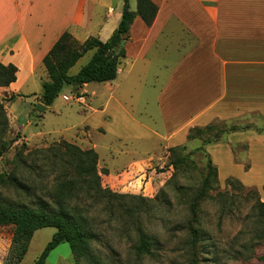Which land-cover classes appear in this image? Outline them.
Wrapping results in <instances>:
<instances>
[{
  "label": "crops",
  "instance_id": "0c3cea01",
  "mask_svg": "<svg viewBox=\"0 0 264 264\" xmlns=\"http://www.w3.org/2000/svg\"><path fill=\"white\" fill-rule=\"evenodd\" d=\"M150 1L157 6L156 16L150 26L139 17L133 19L115 80L95 84L87 99L89 83L69 85L65 100L68 103L73 94L84 97L83 104L76 102L84 107L81 123L85 125L80 130L88 137L92 127L118 141L123 149L109 151L108 156L125 161L109 169L96 142L88 138L78 145L95 151L97 169L137 183L144 179L139 169L162 158L168 149L188 144L190 128L216 120L249 124L248 130L228 133L204 150L219 181L233 178L244 187L264 189V123L247 120L255 116L264 122V0ZM112 3L0 0V63L17 69L15 82L0 87V102L2 97H14L5 107L10 124L26 141L23 126L18 125L20 115L10 106L23 97L28 81L36 83L42 59L63 32L76 41L82 31L89 33L85 39L106 41L111 36L123 0ZM128 6L134 11L136 2L130 0ZM97 15L103 17L95 22ZM41 73L42 83L46 72ZM39 93L28 95L32 103L27 116L40 104ZM44 108L43 112L53 109L52 105ZM43 112L37 116L41 118ZM28 125L26 121L24 126Z\"/></svg>",
  "mask_w": 264,
  "mask_h": 264
},
{
  "label": "rangeland",
  "instance_id": "374dc122",
  "mask_svg": "<svg viewBox=\"0 0 264 264\" xmlns=\"http://www.w3.org/2000/svg\"><path fill=\"white\" fill-rule=\"evenodd\" d=\"M111 1L112 4L118 2ZM131 9H134V2ZM95 17L97 22L103 15ZM86 35L89 36V33L79 32L78 40L83 41ZM79 41L77 42L81 43ZM92 53L89 51L84 54L70 68L68 74L75 75L87 63ZM41 68L34 79L36 83L33 80L28 81L22 90L23 97L10 106L11 111L20 115L18 125L23 126L22 133L27 141L10 124V111L5 106L6 102L12 100L2 97L0 102V138L6 144L0 158V173L14 174L30 188L33 197H41L49 202L44 193L52 189L56 174L50 173L48 162L43 163L35 150H45L61 140L82 148V145H78L79 142L88 141L89 138L92 143L99 145L98 153L109 169L114 167V163L121 164L125 160L116 158L113 161L109 158V151L119 153L123 149L112 137L93 131L92 127L88 137L84 136L80 130L85 125L81 123L85 117L84 107L75 100L65 102L70 94L69 85L60 92L52 104L53 109H47L41 118L35 112L26 115L32 103V96L28 95L41 91L38 75L45 70ZM44 79L47 80V75ZM89 84L86 99L97 83ZM76 96L78 95L73 94L72 98ZM260 119L255 116L247 118L252 123L262 125L264 122ZM26 121H29L28 126H24ZM3 127L6 130L1 133ZM200 145L199 139L189 141L182 154H187ZM168 150L162 158L152 160L144 169L138 168L139 173L144 174V179L137 183L128 182L129 179L125 176L108 174V170L104 168L97 169L101 186L116 194L110 199L114 204L111 209L105 207L104 199H95L83 192L70 200L69 204L77 208L93 233L89 255L82 258L79 264H189L192 251L187 245L189 234L186 227L192 219V200L206 173V159L201 153L193 154L192 165L174 169ZM56 168L58 172L59 165ZM0 191L10 199H32L13 188L0 187ZM257 201L264 202V189H241L221 180L212 184L207 197L196 208L194 226L200 234L197 245L198 264H264V260L259 259L264 255V245L256 237L254 229L258 214ZM12 231V225L0 226V264L6 263ZM54 232L55 229L51 227L35 231L19 264H34ZM141 235L148 239V254H138L136 251ZM45 264L76 262L68 244L62 243L49 253Z\"/></svg>",
  "mask_w": 264,
  "mask_h": 264
},
{
  "label": "trees",
  "instance_id": "16d2710c",
  "mask_svg": "<svg viewBox=\"0 0 264 264\" xmlns=\"http://www.w3.org/2000/svg\"><path fill=\"white\" fill-rule=\"evenodd\" d=\"M129 1L123 0L120 20L106 41L90 36L78 43L67 31L60 35L42 59L47 75V80L41 83L38 97V102L42 106H51L65 86H82L88 83H105L115 80L118 66L125 57L123 42L133 19L139 17L146 26H150L157 13V6L150 0H134L136 2L134 11L129 9ZM89 51L93 53L87 63L75 75H69L70 68ZM16 72L15 66L0 63V87H7L15 82ZM13 98V96L10 97L11 100ZM33 112L37 114L36 108H33ZM250 127L249 124H234L216 120L204 127L189 129L187 141L199 139L201 141L199 147L187 154H182L185 146L168 150L174 169L192 165L191 156L193 154L201 153L206 159L204 167L206 173L198 193L192 200L190 206L192 219L186 227L189 234L187 245L192 251L189 264H198L197 245L200 234L194 226L196 208L207 197L212 184L218 180L216 167L205 152L204 146L220 142L228 133L248 130ZM5 130L6 128L3 127L1 133ZM5 146L6 144L0 138V158L6 149ZM35 153L40 155L43 163L48 162L47 167L50 173L55 172L56 174L53 178L52 189L44 193L49 202L41 197H33L30 188L14 174L0 173V187L13 188L15 191H21L26 197L32 198L19 201L4 196L0 191V226H13L5 264H19L35 231L48 227L54 228L55 232L34 264H45L49 253L62 243L68 244L73 259L76 264H79L82 258L89 255L93 233L89 230L85 218L78 213L77 208L69 204L70 200L83 192L95 199H104L105 207L111 209L114 204L110 199L116 194L101 186L97 170L98 156L93 149H81L61 140L45 150H35ZM18 160L22 162L21 158ZM58 165L60 170L57 172ZM225 182L235 184L241 189L244 187L233 178L226 179ZM256 209L258 214L254 224L255 235L262 240L261 244L264 245V202L257 201ZM149 246L148 239L141 235L136 251L138 254H148ZM259 259L264 260V255Z\"/></svg>",
  "mask_w": 264,
  "mask_h": 264
},
{
  "label": "built area",
  "instance_id": "2783aa9c",
  "mask_svg": "<svg viewBox=\"0 0 264 264\" xmlns=\"http://www.w3.org/2000/svg\"><path fill=\"white\" fill-rule=\"evenodd\" d=\"M69 100H72V101L75 100L77 103H80V104L84 103V97L82 95H78L74 98H72V96H70Z\"/></svg>",
  "mask_w": 264,
  "mask_h": 264
},
{
  "label": "water",
  "instance_id": "95a60500",
  "mask_svg": "<svg viewBox=\"0 0 264 264\" xmlns=\"http://www.w3.org/2000/svg\"><path fill=\"white\" fill-rule=\"evenodd\" d=\"M44 109H45L44 106H42L41 104L37 105V108H36L37 112H43Z\"/></svg>",
  "mask_w": 264,
  "mask_h": 264
}]
</instances>
